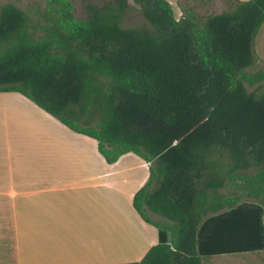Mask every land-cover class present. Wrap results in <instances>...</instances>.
Here are the masks:
<instances>
[{
    "label": "trees",
    "instance_id": "1",
    "mask_svg": "<svg viewBox=\"0 0 264 264\" xmlns=\"http://www.w3.org/2000/svg\"><path fill=\"white\" fill-rule=\"evenodd\" d=\"M223 1L219 14L176 20L166 0H134L151 29L122 27L128 0L86 4L85 19L72 0H45L36 18L0 5V93L95 140L107 164L127 153L149 163L132 205L158 241L121 264L264 250V89L246 88L264 80L246 73L260 63L264 0ZM235 182L257 203L223 192Z\"/></svg>",
    "mask_w": 264,
    "mask_h": 264
},
{
    "label": "crops",
    "instance_id": "2",
    "mask_svg": "<svg viewBox=\"0 0 264 264\" xmlns=\"http://www.w3.org/2000/svg\"><path fill=\"white\" fill-rule=\"evenodd\" d=\"M254 49L264 65V22ZM89 139L0 93V264L137 262L157 243L132 205L149 163L127 153L107 164Z\"/></svg>",
    "mask_w": 264,
    "mask_h": 264
},
{
    "label": "rangeland",
    "instance_id": "3",
    "mask_svg": "<svg viewBox=\"0 0 264 264\" xmlns=\"http://www.w3.org/2000/svg\"><path fill=\"white\" fill-rule=\"evenodd\" d=\"M72 2L75 16L80 19H85L87 15L85 9L86 4H90L97 9H100L107 4H113L115 0H72ZM5 3H13L19 8L28 11L29 15L33 18H36L39 13H42L46 6L45 0H0V5ZM128 6L129 7L123 17L122 27L139 28L145 26L151 29L150 24L143 16L142 6L135 3L134 0H128ZM225 9L226 4L223 0H178L177 4L174 6L173 14L176 20L181 17H186L189 13H193L197 18H202L210 14H219ZM258 72L264 73V65L261 63H257L253 67L246 69V73L249 76H254ZM259 85L264 89V80L260 81L254 79V85L250 86L249 84H246V88L248 91H252L254 88L259 87ZM25 121L27 122L26 119ZM57 124L59 123L57 122ZM91 126H94V123H92ZM89 140L94 143L91 139ZM123 168L124 167H120V169ZM248 171L254 173L257 171V168H250ZM245 189L244 184L235 182L228 183L223 192L236 198L237 204L257 203V200L247 196ZM149 217L154 221L161 220L159 216L150 213ZM202 264H264V250L203 258Z\"/></svg>",
    "mask_w": 264,
    "mask_h": 264
}]
</instances>
